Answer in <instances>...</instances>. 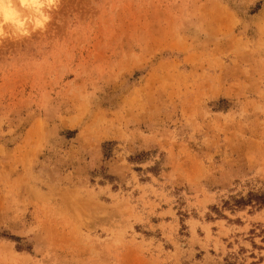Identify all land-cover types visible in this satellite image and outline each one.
Returning a JSON list of instances; mask_svg holds the SVG:
<instances>
[{
  "label": "rangeland",
  "instance_id": "obj_1",
  "mask_svg": "<svg viewBox=\"0 0 264 264\" xmlns=\"http://www.w3.org/2000/svg\"><path fill=\"white\" fill-rule=\"evenodd\" d=\"M20 1L0 264H264V0Z\"/></svg>",
  "mask_w": 264,
  "mask_h": 264
},
{
  "label": "bare ground",
  "instance_id": "obj_2",
  "mask_svg": "<svg viewBox=\"0 0 264 264\" xmlns=\"http://www.w3.org/2000/svg\"><path fill=\"white\" fill-rule=\"evenodd\" d=\"M9 1L10 0H0V10L1 11H3V4H5V3H9ZM14 1V0H13ZM18 1H20V0H18ZM21 1H23V3H21ZM20 1V3L22 4V5H24L25 3H27L28 1H30L29 3H27L26 5H31L32 7L31 8H33V10H35L36 12H37V14H36V18L37 19H40L42 16H43V12H44V8L42 7V1L41 0H21ZM24 1H25V3H24ZM27 1V2H26ZM49 1H51V0H49ZM10 4V3H9ZM14 6V5H13ZM28 7V6H27ZM4 12V11H3ZM15 12V11H14ZM2 13V12H1ZM0 13V14H1ZM4 15H5V13H4ZM3 15V16H4ZM17 15V14H16ZM2 16V19L3 18H5V17H3ZM42 19H43V17H42ZM3 20H6V19H3ZM16 20H18L19 21V23H17V22H15L14 21V24L16 25V28H18V29H20L21 31H24L26 28H27V26L25 25V22L23 21V19H16ZM10 21H12V20H10ZM1 26H2V24L0 25V32H2L1 31Z\"/></svg>",
  "mask_w": 264,
  "mask_h": 264
},
{
  "label": "clouds",
  "instance_id": "obj_3",
  "mask_svg": "<svg viewBox=\"0 0 264 264\" xmlns=\"http://www.w3.org/2000/svg\"><path fill=\"white\" fill-rule=\"evenodd\" d=\"M3 11L5 13L6 20H13L19 23V21L16 20V13L14 12L13 6L11 4L9 3L3 4Z\"/></svg>",
  "mask_w": 264,
  "mask_h": 264
},
{
  "label": "trees",
  "instance_id": "obj_4",
  "mask_svg": "<svg viewBox=\"0 0 264 264\" xmlns=\"http://www.w3.org/2000/svg\"><path fill=\"white\" fill-rule=\"evenodd\" d=\"M236 201L238 203H245V199L243 198L237 199ZM249 202H256L257 204H264V194L258 195V194L252 193L249 198ZM227 264H234V263L228 262Z\"/></svg>",
  "mask_w": 264,
  "mask_h": 264
}]
</instances>
